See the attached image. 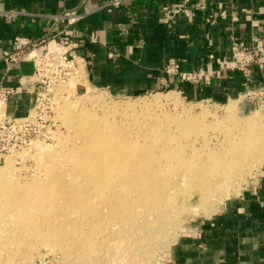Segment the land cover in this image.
<instances>
[{
    "label": "rangeland",
    "instance_id": "1",
    "mask_svg": "<svg viewBox=\"0 0 264 264\" xmlns=\"http://www.w3.org/2000/svg\"><path fill=\"white\" fill-rule=\"evenodd\" d=\"M76 68L44 99L41 133L0 153V262L168 264L183 234L264 169V107L170 88L119 94L90 83L82 63ZM86 116L131 145L82 161L104 150L84 149ZM42 141L50 149L41 151Z\"/></svg>",
    "mask_w": 264,
    "mask_h": 264
},
{
    "label": "crops",
    "instance_id": "2",
    "mask_svg": "<svg viewBox=\"0 0 264 264\" xmlns=\"http://www.w3.org/2000/svg\"><path fill=\"white\" fill-rule=\"evenodd\" d=\"M82 0H1L2 8L28 13L14 22L0 18V44L10 47L16 34L40 35L52 23L49 14L79 7ZM184 0H131L115 9H99L101 0H88L89 14L79 23L95 31L98 41L83 38L78 47L90 83L119 94L175 89L190 99L218 102L242 100L245 107H262L251 89L264 87V72L251 79L239 72L215 73L210 82L193 83L168 71L171 62L179 70L217 69L216 58L227 55L232 36L250 41L264 38V0H190L191 14L181 13L171 23L161 9ZM214 15V23L208 21ZM41 47L40 50L44 49ZM34 64L7 65L0 59V81L13 87L6 101L8 115L22 117L33 106ZM251 185L228 197L211 216L198 222L171 247L168 264H264V169Z\"/></svg>",
    "mask_w": 264,
    "mask_h": 264
},
{
    "label": "built area",
    "instance_id": "3",
    "mask_svg": "<svg viewBox=\"0 0 264 264\" xmlns=\"http://www.w3.org/2000/svg\"><path fill=\"white\" fill-rule=\"evenodd\" d=\"M1 1V0H0ZM99 9H115L131 0H101ZM190 0L183 3L165 4L162 10L166 18L175 23L178 15L191 14L187 5ZM84 10L79 7L65 8L56 14H49L52 23L47 31L40 35L28 36L16 34L10 47L0 44V59L7 65H17L23 61H32L34 64L33 79L41 84L40 89L35 90L33 106L29 113L22 117L8 115L6 101L15 91L13 87L0 81V153H8L13 149L22 147L39 135L42 128L35 120L40 115L43 101L49 94L56 80L66 73L72 75V70L77 71V64L82 63L86 71L84 60L80 57L78 47L83 38L89 37L91 41H98L95 31L87 32L80 28L79 23L91 12L88 8V0L81 1ZM19 8L0 9V18L8 22H14L20 16L27 14ZM208 21L214 23V15L210 14ZM44 49L40 50L41 47ZM217 69L199 68L190 72L179 70L178 62H171L168 71L179 73L182 79L193 83L200 81L210 82L215 73L239 72L245 78L251 79L256 69L264 72V38L253 35L250 41L232 36L227 55L216 58ZM250 97L259 96L260 104L264 107V87L248 93ZM36 126L33 128L32 125ZM0 264H3L0 262Z\"/></svg>",
    "mask_w": 264,
    "mask_h": 264
},
{
    "label": "bare ground",
    "instance_id": "4",
    "mask_svg": "<svg viewBox=\"0 0 264 264\" xmlns=\"http://www.w3.org/2000/svg\"><path fill=\"white\" fill-rule=\"evenodd\" d=\"M80 68V67H79ZM85 71V70H84ZM167 95V94H166ZM174 94H172L171 96H173ZM175 97V96H174ZM165 98V96H164ZM173 98V97H172ZM167 99V98H166ZM169 99V98H168ZM154 102L152 103H156V104H160L162 101L160 99V97H157L155 99H153ZM163 100V99H162ZM179 100V99H178ZM172 101V100H171ZM165 102V101H163ZM180 102V101H179ZM167 103V102H166ZM236 103V102H235ZM165 104V103H164ZM162 106V104H160ZM159 106V105H158ZM157 107V105H156ZM237 108V107H236ZM81 114V113H80ZM205 115V113H203ZM89 115V114H88ZM201 115V114H200ZM199 115V116H200ZM84 116V115H83ZM94 116V115H92ZM190 116V115H189ZM197 115L194 114V117H196ZM85 117V116H84ZM191 118V117H190ZM81 120V119H80ZM103 120H99L96 118H93L91 116H86V118H83V121L80 123L79 125V131L83 134L84 138H86L89 142L86 144V146H84V149H91V147H96L98 145H102L104 147L103 152L98 153V154H88V156H86V158H84L82 161H91L96 162V160H99L100 157H103L105 155V153L113 148V149H118V148H122V144L125 143L126 145H131L128 144L129 141L128 139L122 137H117L115 135H110L107 131V125H105L101 122ZM197 123V122H196ZM76 129V128H75ZM68 136V135H67ZM185 137V136H184ZM211 138V137H210ZM123 142V143H122ZM160 144H164V142H155V145H160ZM36 145L40 148L41 151H45L50 149V143L49 142H36ZM189 145V144H188ZM125 146V145H124ZM83 152V151H82ZM142 152V151H141ZM124 152H121L120 154H118L116 156V158H121V157H125ZM133 156V155H132ZM212 156V155H211ZM134 158V157H133ZM143 160V159H142ZM213 160V158H212ZM222 160V159H221ZM128 162V161H127ZM233 165V164H232ZM229 167V166H228ZM228 167L226 169H228ZM236 168V167H235ZM147 171V170H146ZM163 174V173H162ZM168 174V173H167ZM184 174V173H183ZM5 181V177L4 174L2 172H0V183ZM58 188V187H57ZM12 207V204H10ZM10 207V208H11ZM50 207V206H49ZM9 208V209H10ZM183 208V207H182ZM18 208L17 207H13L12 209H10L7 214L14 216L15 214H13L14 212H17ZM39 219V218H38ZM6 220V219H5ZM40 223H35V226H37Z\"/></svg>",
    "mask_w": 264,
    "mask_h": 264
}]
</instances>
